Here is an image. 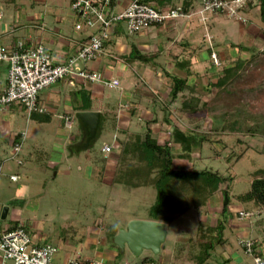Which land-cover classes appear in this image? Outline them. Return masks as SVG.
Here are the masks:
<instances>
[{"label":"rangeland","instance_id":"1","mask_svg":"<svg viewBox=\"0 0 264 264\" xmlns=\"http://www.w3.org/2000/svg\"><path fill=\"white\" fill-rule=\"evenodd\" d=\"M58 1L65 14L68 12L71 17H63L61 23L65 24L66 29L68 26V29H72L73 15L69 10V0ZM48 6L53 7L54 3L51 0L39 1L32 12L37 13L38 8ZM22 7L23 5L20 6L21 9ZM0 8L5 7L0 5ZM26 9L28 7L24 5L23 11ZM8 11L17 15L11 5L8 6ZM46 22L48 26L56 23L52 16H48ZM235 26L237 27L236 24ZM235 26L231 27L234 29ZM229 38L234 40L237 37ZM246 47L247 51L229 61H223L215 52L220 64L214 70L207 71L204 78H194L191 84L195 89L190 92L185 90L178 96L180 102L195 99L197 110L194 113L182 112L180 104L171 111L175 115L184 116V119H192L197 124L196 134L207 138L200 148L193 147L191 159L183 158L181 163L180 159H174L173 166L212 168L232 176L229 193L232 197L230 209L233 216L225 226L224 236L227 242L215 244L213 248L212 258L209 260L212 264L221 262V253L229 254L233 250L242 252L237 241L238 237L245 236L257 241L264 259V210L258 209L251 202L242 203L234 197L249 189L252 171L264 168V34ZM201 54L208 61V53ZM228 66L233 67L236 73L222 84H217V80L225 75L223 69ZM102 87L105 94L110 95L111 102L116 104L117 91L103 83ZM128 96L126 94L122 98ZM77 123L75 119L73 126L67 128L55 113L49 121L28 119L21 106L0 111V140H7L8 135L12 137L0 152V162H3V173L0 174V226L10 222L17 211V218H23L26 228H30L27 230L47 235V242L60 249L64 244L62 239L81 237L80 243H83L85 228L92 226L95 221L100 227L115 224L120 228L131 218L147 217V209L155 199L153 185L125 188L116 183L109 184L105 179L107 177L98 171L92 173L94 162L86 160L83 152L96 153L103 142L102 137L78 157H60V153L64 151L62 140L72 141L79 133ZM232 124L239 127V130L230 131ZM22 131L25 135L18 153L22 163L18 165L10 159L11 142L14 135ZM101 132L108 139L112 136V127L104 120ZM32 149L33 154H30ZM56 167L58 169L54 173ZM12 171L17 172L16 180L8 177ZM223 188L224 185H220L202 205L186 206L184 212L177 214L173 221L166 224L167 234L159 251L154 254L148 250L154 264H196L195 257L201 251L200 243L215 233L210 227H214L219 218ZM191 197L189 195L185 201L191 203ZM4 207L6 214L2 217ZM240 209H253L258 214L250 220L240 219L236 215ZM78 246L83 252V247ZM116 251L118 254L111 257L116 264H141L142 257L146 254L143 251L141 256L134 255L127 247ZM244 257L251 260L248 255Z\"/></svg>","mask_w":264,"mask_h":264},{"label":"crops","instance_id":"2","mask_svg":"<svg viewBox=\"0 0 264 264\" xmlns=\"http://www.w3.org/2000/svg\"><path fill=\"white\" fill-rule=\"evenodd\" d=\"M39 1L45 2V0H0V5L5 7L4 9L0 8V42L4 45H11L17 40H23L27 43L40 42L58 59L71 55L76 50L77 42L83 39L86 33L76 31L73 24L72 29H68L69 26L66 29L65 24L61 21H63V17H66L65 19L67 17L71 19V17L68 16V12L67 15L65 14L63 6L58 0H51L54 3L53 7L38 8L37 13H33L32 11ZM146 1L154 7L162 9L184 5L188 9L187 11L191 10L192 13L189 17L168 20L162 24L150 26L141 33L131 35L124 31L122 24L113 28V32L105 45L104 53L96 60L88 63V67L100 72L103 77L118 81V86L114 87L117 91L116 96H118L116 104L111 102L109 94H105L100 81L67 77L39 92L38 102L45 107V112L27 114L28 119H31L33 114L45 115L48 117L46 121H49L55 113L62 125L70 128L75 123L77 111L96 110L100 112V115L106 113L105 122L112 127V136L108 139L102 135L100 129L98 139L102 137L103 142H109L111 145L110 152L104 155L100 150L96 153L84 151L83 154L86 160L94 162L92 167L94 172L92 173L98 171L101 175L106 176L105 179L109 184H114L112 183V176L117 164V139L121 140L128 135L144 134L146 130H149L158 143H163L170 137L174 126L192 130L197 126L192 119H188V117L184 119V116L175 115L171 112L178 104L181 108L182 103L178 97L182 93H179L174 100H169V92L173 87V76L185 77L187 84L192 85L194 78L198 76L204 78L207 71L210 72L211 69L214 70L218 66L211 61V50L218 53L223 61H229L247 51L246 46L252 45L264 34V24L260 18L259 6L256 4L251 5L245 11L247 21L241 23L231 20L223 14H205V18L202 20L197 12L199 0ZM129 2L130 0H114L113 9L120 10ZM9 5L17 12L16 16L8 11ZM22 5L21 9L20 6ZM24 5L28 9L23 11ZM48 16H52L56 22L51 24L52 26H48L49 24L46 22ZM72 18L73 23L74 17ZM3 19L4 21H2ZM232 25L235 26L234 29L231 27ZM235 36L237 38L234 40L229 38ZM201 52L208 53V61ZM139 56H143V58ZM6 71L7 63L0 61V91L6 85ZM126 94L129 96L122 98ZM87 104H89V108H84ZM20 106L17 103H11L7 108ZM65 116L70 117V126L65 125ZM8 137L7 140H0V152L3 151L7 143H10L12 137L10 135ZM79 138L80 128L79 133L72 141L63 139L64 151L62 150L60 157L65 156L67 158L74 155L78 157L83 150L76 151L72 145ZM173 150L177 153L178 159H180L179 163H181L179 146L175 144ZM33 151L32 149L29 153L33 154ZM100 157L104 159L102 160ZM57 169L56 167L54 173L57 172ZM15 172L12 171L9 174ZM13 215L10 222L0 226V230L10 228L18 223L24 225L25 220L17 218L19 217L17 211ZM108 225L110 224H104L100 227L95 221L92 224L93 227L87 226L85 228L86 233L84 231L82 234L85 238L83 243H80L81 237L62 239L64 244L61 245L60 249L57 247L53 262L65 264L68 259L80 258L100 260L102 264H116L111 260V257L118 254L116 250L119 248L106 239ZM164 225L166 228V223ZM120 228L117 227V231ZM27 229L30 228L27 227ZM28 232L36 245L49 243L47 242V235L38 234L31 230ZM78 245L83 247V252ZM143 251L146 252L144 257L151 256L148 250ZM143 251L140 256L143 255ZM229 252V254L221 253L219 255L221 261L229 259L230 261L226 264H249L250 261L239 250ZM232 253H235L233 255L235 258L231 257ZM147 262L154 264V260ZM140 263L145 262L141 261Z\"/></svg>","mask_w":264,"mask_h":264},{"label":"built area","instance_id":"3","mask_svg":"<svg viewBox=\"0 0 264 264\" xmlns=\"http://www.w3.org/2000/svg\"><path fill=\"white\" fill-rule=\"evenodd\" d=\"M113 2L114 0H69L74 17L73 28L85 32L86 35L77 42L75 52L62 59L54 57L40 42L17 40L11 45L0 42V61L7 63L6 85L0 91V111L11 103H17L27 114L45 112V107L38 102L39 92L67 77L101 81L107 87H116V79L103 77L100 72L88 67V63L104 53L115 26L122 24L124 31L131 35L168 20L189 17L192 13L185 6L162 9L142 0H130L122 9L114 10ZM258 3L259 0H199L197 12L201 19L205 18V14H223L245 23V11ZM210 58L214 65L220 64L215 51L211 50ZM64 120L65 125L70 126V117L65 116ZM16 135V139L11 142L10 159L19 165L22 160L18 153L25 133L22 131ZM110 150L109 142H102L101 153L107 155ZM1 173L3 162H0ZM8 177L16 180L18 175L11 173ZM238 214L240 218H251L256 213L240 209ZM237 243L250 256V264H264L261 256L252 253L250 238H241ZM56 251V247L50 243L36 245L22 223L0 233V264H55L53 256ZM65 264H102V261L71 258Z\"/></svg>","mask_w":264,"mask_h":264},{"label":"trees","instance_id":"4","mask_svg":"<svg viewBox=\"0 0 264 264\" xmlns=\"http://www.w3.org/2000/svg\"><path fill=\"white\" fill-rule=\"evenodd\" d=\"M142 1L147 2L146 0ZM258 6L260 18L264 24V0H259ZM139 57L143 58V56ZM235 71L231 66L225 67L223 69L225 75H222L217 80V84L220 85L229 77L231 78L236 73ZM172 79L173 87L169 92L170 101L174 100L179 93H183L185 90L190 92L194 88V85L187 84L185 77L173 76ZM84 108H89V104L85 105ZM181 110L190 114L194 113L197 110L195 99L182 100ZM31 117L37 118L39 121L48 120V117L45 115L37 116L33 114ZM105 118L106 113H102L100 125L103 120L105 121ZM195 129L196 127L192 130L190 128L181 129L174 126L171 130L170 137L163 143H158L149 130H146L144 134L128 135L121 140L117 139V164L112 176V183L121 184L125 188L153 185L156 191L155 199L148 207L146 215L148 219L161 221L166 224L173 221L177 214L184 212L186 206L191 205L197 207L202 205L206 198L218 190L219 186L223 184L224 188L221 190V210L219 218L217 219L216 225L210 227V230L213 229L216 234H210L207 240L200 243L201 251L195 257L196 264H212L209 260L212 258L213 248L215 244L222 245L227 242L224 236L225 226L233 216L230 209L232 197L229 193L232 176L222 174L212 168L195 169L194 167L188 168L183 165L178 167L173 166L174 159L176 157L178 158L177 153L173 150L175 144L180 149L179 156L181 157L179 158L191 159L190 156L192 155L193 147L200 148L204 140L207 139L205 135L196 134ZM229 130L238 131L239 127L232 124ZM16 137L17 135L15 134L13 139L15 140ZM86 152L89 153V151ZM100 159L103 160L104 158L100 157ZM15 174L17 175V173ZM189 195H192L190 199L192 201L191 203L185 201ZM234 197L242 203L251 202L258 209L264 210V168L252 171L249 189L246 192L234 195ZM195 199L199 200L197 201ZM241 210L256 213L251 218H240L238 214L239 210H237L236 215L244 220H250L258 214L253 209ZM5 229L0 230V233ZM116 231L117 226L115 224L108 225L106 239L111 244H113L112 238ZM248 238L252 241V253L263 258L257 241L251 237ZM238 239L241 238L238 237ZM241 249L242 254L246 255L244 253V247ZM149 260H151L149 256L143 257L142 262ZM228 261L230 260L225 259L219 262V264H226Z\"/></svg>","mask_w":264,"mask_h":264},{"label":"water","instance_id":"5","mask_svg":"<svg viewBox=\"0 0 264 264\" xmlns=\"http://www.w3.org/2000/svg\"><path fill=\"white\" fill-rule=\"evenodd\" d=\"M79 128L80 138L72 145L76 151L90 148L98 139L101 129V115L96 110H83L75 113ZM6 207L3 208L2 217H5ZM166 228L163 222L152 219H130L125 227L118 229L112 242L119 248L128 250L134 255H139L143 250L152 253L159 251L161 243L166 237Z\"/></svg>","mask_w":264,"mask_h":264}]
</instances>
